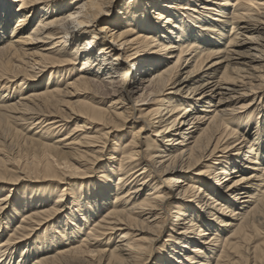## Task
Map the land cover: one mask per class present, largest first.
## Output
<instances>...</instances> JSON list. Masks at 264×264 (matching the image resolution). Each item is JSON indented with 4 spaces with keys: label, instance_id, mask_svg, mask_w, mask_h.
<instances>
[{
    "label": "bare ground",
    "instance_id": "6f19581e",
    "mask_svg": "<svg viewBox=\"0 0 264 264\" xmlns=\"http://www.w3.org/2000/svg\"><path fill=\"white\" fill-rule=\"evenodd\" d=\"M50 68L41 85H20L14 101L11 82H36ZM3 83L0 126L43 147L38 179L99 177L71 193H24L0 157V264H74L95 254L98 264H146L169 207L170 234L153 264H237L231 255L263 233L264 0H0ZM26 122L48 123L60 139L25 138L17 125ZM161 180L168 192L142 188ZM109 234L113 248L96 250ZM75 238L78 246L61 250Z\"/></svg>",
    "mask_w": 264,
    "mask_h": 264
},
{
    "label": "rangeland",
    "instance_id": "374dc122",
    "mask_svg": "<svg viewBox=\"0 0 264 264\" xmlns=\"http://www.w3.org/2000/svg\"><path fill=\"white\" fill-rule=\"evenodd\" d=\"M261 2H263V1H261ZM120 4L121 3H119L118 6L116 7V9L113 10V12H112L113 14L110 17V20H113V18H115V15L118 13V11H119V9L121 7ZM98 24L99 23L96 24V27L99 28V26H101L102 24L101 23H100L101 25L100 24L98 25ZM53 70H54L53 68L48 69L44 73V75L41 76L39 78V80H37L36 82L34 80L22 81L23 78L19 76L17 79L14 80V82H11L10 83V86L14 87V89H15L11 93V97L14 98V101H17L20 98V96H18L19 95V91H20L19 90V86L20 85H21L22 88L25 87L26 85H28L29 83H35V84L41 85V83H43L48 77H50V73ZM184 77H185V75H183V73H182V76H180V78H179V80L177 82L182 81ZM42 86H43V84H42ZM145 87H146V85H145ZM3 89H4V83L3 84H0V92H2ZM140 90H142L141 87H140ZM10 92H8L7 95H9ZM26 92H28L27 89L25 90L24 93H26ZM17 93H18V95H17ZM142 93H144L143 90L142 91H139L138 94L135 96V99L136 98H139L142 95ZM183 95H185V94H183ZM110 96L112 97V95H110ZM260 96H261V94H260ZM262 96H263L262 97L263 99H262V102H261L262 103V106H260V107L263 110V108H264V101H263L264 100V94ZM113 98L116 99L115 97H112V99L103 100L104 103H105L104 104V106H105L104 108H107L111 104V102L114 100ZM259 100H260V97H259L258 101H256V102L259 103ZM88 101L91 102V98H88ZM148 102L149 101H147V103ZM141 104H142V102L138 103V105H141ZM261 108H259L256 111V113L252 116V117H254V121L258 119L259 110ZM252 112H253V110L250 113H252ZM136 116H138V115H136ZM27 123L28 122L22 123L23 126L17 125V129L18 130H21L20 132L23 134V137H25V138L38 139V136L41 135L40 133H42V134L44 133L45 136H47V139H50L49 140L50 141L49 143H53V142H55V141H57V140L60 139V138L57 137L58 136L57 133H55V132H47V128L45 130V127H46V125L48 123L46 125H43L42 127L41 126L39 127L38 124L35 125V123H34V125H30V123H33V121L30 122V123H28V125H26ZM69 124H70L69 125V128L70 129H74L76 127V124L75 123H69ZM43 128H44L45 132L43 131ZM149 130L151 132L152 129H149ZM27 131H28V133H27ZM254 132L255 131H252V133H254ZM64 133L65 132H62L59 136H62V138H63ZM33 135H35L36 137L33 136ZM150 136H151V134L147 133V134L144 135V137H143L142 140L146 141V137H150ZM116 137L117 136H114V138H112V139H115ZM152 141L153 140L148 139V146L150 148L153 147L152 146V143H153ZM146 145L144 147V150L148 147ZM42 148L43 147L40 145V143L33 142V141H26L23 138L22 139H19L16 136L15 132L12 129H5V128H2L0 126V157L1 158H5L7 160V162H8V164H9L8 165V167H9L8 170L9 171L7 172L8 176H12V179L15 180V181H16V178L20 179L19 184L13 185V186H16V187L19 186L18 189L20 191L22 190L25 193V191H27V192H29V191L30 192H32V191H38L37 190L38 187H41V188L46 187V188H50V189H56V188L66 187V188L70 189V192L69 193H71L74 188H82L86 184L90 183L91 180L95 179V177H97V176L99 177V174L98 173H95L94 175L91 174V175H88L86 177H79V175L78 176H73V175L70 174V172H68V174L66 175V178H65L66 181H64V183H66V184H62L61 182H59L58 179H54V178H40V179H38L39 176L40 177H43V174H42V170L43 169L41 167L38 168L36 166V164L38 162V160L36 159V157H40L41 156V154L43 153ZM148 156H149V154L146 155V157H145L146 160L147 159L149 160ZM103 160H104V158L102 159V163H103ZM138 170H141V167L138 168V169H136L135 171H138ZM153 171H154V169H153ZM129 176H130V174H129ZM152 178L153 177H151L150 180ZM161 182H163L161 184V187H160L159 184L157 185L156 183H154V184L148 185V186L147 185H144V186H142V188H145V187L146 188H150V189L153 190L152 192H156L157 190H160V189L164 190L165 192H168V190L171 189V186L167 182L165 183L163 180H161L160 183ZM138 184H141V183H138ZM154 186H156L157 188H155ZM19 190L13 192L11 195L16 194V197H17V193L19 192ZM172 193H173L174 196H176L175 195L176 192L174 190L172 191ZM69 195H71V194H69ZM167 209L168 210H167L166 215L168 217V226H167L166 230L164 231V233H163L162 237L160 238V240H158L155 243V245L153 246V248H152V246H149V248L146 250L147 253H149L148 256H150V259H148L147 262H145L146 264H153L154 263V259L153 258H156L157 256H159L161 254V248L163 247L166 239H168V235L170 234L169 228H170V225H171V223H172V221L174 219L173 218L174 215H173L172 210H171L172 207H169ZM18 220L22 221V219H19V218H18ZM47 223H49V222H47ZM47 223H46V225L43 228H42V226H38L39 229H40V230H38L39 233L42 232V233H40L41 236H44L52 228V226H51L52 224H47ZM12 229H14V228L8 229L9 231L7 230L6 232L4 231V233H3L4 234L3 235V239H7V238L10 237V235H12V233H10V231H12ZM261 229L263 230V233H261L256 238H253V240L251 241V243L249 245H243L244 248H242V250H240V254L238 255V257L235 254H232L231 255L230 259H231L232 262L237 261L236 262L237 264H263L264 263V225H262V228ZM228 231H230V230H228ZM227 232H226L227 236L228 237L229 236L231 237V233L230 232L227 233ZM226 234H224V235H226ZM39 238H41V237H39V236L35 237L34 236L33 238H30L29 241L30 240L37 241V239H39ZM115 238H116V236H112L111 234L106 235V238L105 239L104 238L102 239L104 243L101 242V241L98 242V244L96 245L97 246L96 247V250H98V251L99 250L104 251V249H105L106 251H108L109 248H113V246L115 244V242H114V239ZM230 239H232V238H230ZM80 241H81V239H79V238H75L72 241H67V242L65 241V242H63V244L60 245V248H61V250H64L66 248L69 249L71 247H76V246L79 245ZM65 243H67V244H65ZM101 243H103V244L101 245ZM52 244L53 243H50V245H52ZM253 247H254V249L258 248V250L256 251V253H257L259 259H260V257H263V261L261 259L260 260L259 259H255V255H252V254H254V253L251 252V250L253 249ZM35 249H36V247H34V250ZM4 251H5V249H3V252ZM6 254H8V253H6ZM1 255H4V254L1 253ZM95 255L97 257L96 256H94V258L91 257V258H93V259H90L91 261L88 259L89 261H81L80 263L79 262H76L74 264H98V261H97L98 255L97 254H95ZM50 256H51V254H47L46 255V257H50ZM249 256H250V258H249ZM239 257L240 258H247L246 259V263H245V261L243 263L242 260L239 259ZM249 259H250V262H249ZM102 264H104V263H102Z\"/></svg>",
    "mask_w": 264,
    "mask_h": 264
}]
</instances>
